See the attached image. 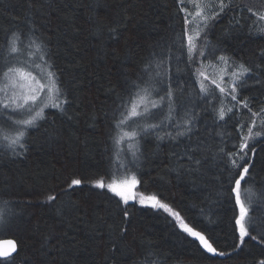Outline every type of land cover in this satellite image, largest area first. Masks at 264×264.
I'll return each mask as SVG.
<instances>
[{
	"label": "trees",
	"instance_id": "1",
	"mask_svg": "<svg viewBox=\"0 0 264 264\" xmlns=\"http://www.w3.org/2000/svg\"><path fill=\"white\" fill-rule=\"evenodd\" d=\"M178 8L177 0H0V74L14 62L6 49L13 33L20 36L22 46L36 40L69 101L66 115L45 110L46 118L28 131L23 155L14 156L0 140V209L6 212L0 239L17 242L11 264H258L264 259V244L246 238L236 247L234 217L239 210L229 185L221 183L229 163L219 150H231L239 137L238 125L247 127L253 117L239 108L220 121L218 110L227 111L233 102L211 83L213 78L219 82L221 75L225 82L231 79L232 68L225 72L219 55L229 57L233 67L243 63L251 72L238 89V98L246 99L255 111L264 107V32L260 31L264 22L248 11L264 12V0H232L201 34L198 43L203 45L205 35L209 42L205 56L194 54L191 62L186 37L181 47L185 25ZM96 21L104 26L99 38ZM112 25H119V30L109 38L107 28ZM209 62L212 66L204 69L210 77L203 81L210 90L206 98L196 72ZM136 84L151 86L155 100L165 96L171 84L174 111L172 119H166L165 96L154 116L141 121L161 126L148 133L139 130L136 158L131 160L126 145L118 159L115 121ZM188 119L193 121L191 141L184 139L177 147L167 137L162 142L156 139L174 134L175 125ZM6 120L7 114L0 116V124ZM189 143L198 148L193 155L202 161L197 172L180 168L177 161L186 165L187 160L172 155L182 154ZM120 163L140 181L134 190L137 195H154L168 204L225 254L205 253L163 209L136 201L126 206L106 189L90 187L88 182L99 177L124 178L121 173L126 169H119ZM250 172L254 189L264 192L260 146ZM74 178L84 179V189L66 191ZM49 194L57 196L50 204L45 203ZM253 200V226L264 231V204ZM126 208L127 233L121 236Z\"/></svg>",
	"mask_w": 264,
	"mask_h": 264
},
{
	"label": "snow or ice",
	"instance_id": "2",
	"mask_svg": "<svg viewBox=\"0 0 264 264\" xmlns=\"http://www.w3.org/2000/svg\"><path fill=\"white\" fill-rule=\"evenodd\" d=\"M177 3L179 5L178 11L184 14L185 28L180 33L181 47L184 46L183 41L186 37L188 59L191 62L194 54L198 53L201 57L205 56L204 49L208 47L209 42L205 35L204 43L201 46L198 43L201 40V34L208 29L212 21H215L224 12L225 8L231 5L232 0H177ZM188 5L191 6V9H189ZM248 11L253 17H256V20L264 22V12H256L251 8ZM197 18H199L198 22L192 28H189L188 26L193 25ZM89 19H93V17H89ZM235 23L240 24L241 20L237 19ZM96 25L95 34L99 38L104 26L99 21H96ZM118 30L119 25L108 27L109 38L115 37L118 34ZM260 31L264 32V28H261ZM21 45L20 36L13 33L6 42V49L8 57L16 59L17 63L9 64L6 70L0 74V93H3V98H0V108L3 109V112L0 113V116L7 114V120L0 124V140L4 142V147L10 149L14 156L23 155L27 151L26 138L28 131L37 127L38 122L46 118L45 109L53 108L62 115H66L65 105L69 103L67 96L63 92L59 76L53 69L51 61L47 59V53L43 51L42 45L37 43L36 40H31L28 45L23 47ZM28 49H32V51ZM212 51L214 52L215 50L213 49ZM208 55L211 56L212 52H209ZM261 55H264V51L261 52ZM218 60L225 72H227V69L232 68V71L228 73L231 79L225 82L224 76L221 75L219 82L213 78L211 83L215 85V88L219 90L223 98H230V102H233L232 106L227 108V111H225L224 107L218 110V119L224 121L229 113H233L234 109L239 108L247 109L253 117L251 124L247 127L243 123L238 125L237 132L239 137L233 142L231 150L228 152H225L223 148L219 150L227 156L229 163V166L223 169L227 173V178L226 180L222 178L221 183L229 185L228 192L230 196H234L235 206L239 210L238 215L234 217L239 240V244L236 247L244 245L246 238L256 241L258 244H264V231H256L253 226L255 223L253 215H251L253 213V198L255 197L264 204V192H257L254 189L251 183L253 177L250 172V169L254 167L257 147L260 146V151L264 152V139H261L264 137V107H261L259 111H255L250 107L246 99L238 98V89L246 85L245 77L250 74L251 69L243 63L233 67L230 58L225 55H219ZM209 66H212L211 62L207 66L201 65L196 72L200 84V93L206 98L210 96V90L203 81H208L210 77L204 69ZM36 69H42V71H34ZM157 75H159L158 72ZM201 77L203 78L202 81L200 80ZM225 83L228 84V87L222 86ZM134 87L136 91L129 94L126 102L122 105L123 110L119 118L115 121L117 134L114 137V143L117 149L115 154L118 159L120 153L125 150L121 147L125 141H130L127 144V149L131 150L132 156L136 158V154L139 151V130L148 133L150 129L154 130L161 126L160 123H148L145 125L141 121L144 118L154 116L153 110L161 107L165 96L168 98L169 110L166 119L171 120V114L174 111L171 84L168 85L165 96H161L159 100L152 99L154 89L151 86L141 87L136 84ZM221 104H223V99ZM24 112L28 113L26 117L13 118L14 113ZM68 118L71 119L70 116ZM192 124L193 121L191 119L185 120L183 125L177 123L175 127L178 130L174 134L167 132L163 136L157 135L156 139L162 142L167 137L169 141L179 147L184 139L191 141ZM12 126L15 127L13 128ZM245 127L246 133L244 131ZM10 131L12 134H10ZM17 149L23 151L18 152ZM196 151H198V148L192 147L189 143L185 146L182 154L173 152L172 155L179 156L180 160H187L186 165L179 163V160L177 161L180 168L188 172H197L202 161L199 157L193 155ZM119 169H126L125 172L121 173L124 176L123 179L112 178L110 181H106L104 177H99L88 183L91 188L106 189L107 192L118 197L119 201H122L127 206L130 200L135 199L133 189L136 188L140 181L134 173L131 175L127 174L130 170L123 163L119 164ZM115 175L116 173L113 174V176ZM242 182L244 183L242 184ZM84 185V179L74 178L67 185L66 191L83 190ZM56 200L57 196L55 194H49L45 199V203L50 204ZM139 203L141 205H150L152 208L163 209L164 212L174 218L179 228L188 237L198 241L199 246L205 253L211 256H223L225 254L214 247V243L203 231L190 226L179 212L173 210L168 204L161 202L156 196L145 197L141 195ZM127 216L128 211L126 208L124 211V222L120 226L121 236L127 233ZM5 217L6 212L0 209V224L5 223ZM8 243L11 247L0 251V257H2L0 264H11L10 258H13V253L17 252L16 243L13 241H8ZM258 264H264V259H260Z\"/></svg>",
	"mask_w": 264,
	"mask_h": 264
},
{
	"label": "rangeland",
	"instance_id": "3",
	"mask_svg": "<svg viewBox=\"0 0 264 264\" xmlns=\"http://www.w3.org/2000/svg\"><path fill=\"white\" fill-rule=\"evenodd\" d=\"M188 7H189V9H191V6L190 5H188ZM189 19H191V17H189ZM198 19L199 18H197V21H194L193 22V25H189V28H192L193 26H194V24L195 23H197L198 22ZM22 46V45H21ZM23 47V46H22ZM13 59V58H12ZM14 62H13V64L14 63H17V60L16 59H14L13 60ZM36 71H42V69H37ZM47 109H53V108H47ZM46 110V109H45ZM28 115V113H26V112H24V113H14L13 114V118H24V117H26ZM13 128L15 127V126H12ZM10 134H12L11 133V131H10ZM128 143H130V141H125V143H124V145H122V146H126ZM130 158H131V160L132 159H134V157L132 156V154L130 155ZM121 179H123V178H121ZM135 189H133V192L135 193V191H134ZM145 197H147V196H145ZM139 199H140V196L139 195H137L136 193H135V199L134 200H130L129 202H137L139 205H141L140 203H139ZM142 206V205H141ZM143 206H150V205H143ZM151 207V206H150ZM172 217V216H171ZM174 219V218H173ZM176 222V221H175ZM177 223V222H176ZM177 226H178V224H177ZM179 227V226H178ZM180 229V228H179ZM181 230V229H180ZM182 231V230H181Z\"/></svg>",
	"mask_w": 264,
	"mask_h": 264
},
{
	"label": "water",
	"instance_id": "4",
	"mask_svg": "<svg viewBox=\"0 0 264 264\" xmlns=\"http://www.w3.org/2000/svg\"><path fill=\"white\" fill-rule=\"evenodd\" d=\"M8 241H13L17 245V242L14 239L11 238L0 239V251H3L4 249L11 247ZM17 251H18V245H17ZM16 253H13V257L16 255ZM0 259H2V257H0Z\"/></svg>",
	"mask_w": 264,
	"mask_h": 264
}]
</instances>
